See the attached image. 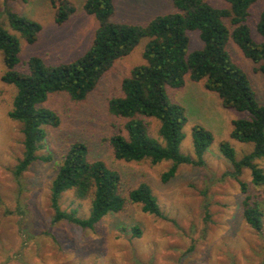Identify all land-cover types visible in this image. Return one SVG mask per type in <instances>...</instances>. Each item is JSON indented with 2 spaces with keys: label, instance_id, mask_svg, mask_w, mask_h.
Returning a JSON list of instances; mask_svg holds the SVG:
<instances>
[{
  "label": "rangeland",
  "instance_id": "1",
  "mask_svg": "<svg viewBox=\"0 0 264 264\" xmlns=\"http://www.w3.org/2000/svg\"><path fill=\"white\" fill-rule=\"evenodd\" d=\"M216 8H228L222 0H207ZM73 13L62 25L55 22L49 0H0V28L15 34L19 41L18 64L14 70L26 73L29 60L36 58L49 66L72 62L92 44L97 29L95 19L84 12V0H68ZM110 22L146 26L154 18L173 11L171 0H115ZM263 1L252 7L249 20L252 37L258 40L255 23ZM37 22L40 33L29 44L8 26L7 15ZM190 51L200 47L196 33H189ZM146 40L126 57L117 61L101 78L96 89L82 102H73L65 94L50 95L45 107L60 118L57 128H46V137L38 160L18 180L14 167L22 158L21 125L8 117L15 88L1 81L5 65L0 55V264H264V184L255 186L248 169L239 177L246 184V195L258 204L263 214L260 234L242 218L238 182L231 176L233 167L220 150L228 143L240 160L253 150L230 138L232 121L249 118L247 113L224 109L216 94L187 77L182 88H166V96L185 110L187 122L182 129L180 153L194 159L192 128L201 126L213 141L203 155V166L180 165L173 178L162 181L170 162L152 165L149 161L116 160L109 138L124 133V121L109 114V99L119 94L123 79L143 63ZM233 61L248 75L258 105H264V78L254 72L253 63L229 46ZM155 137L157 122L147 120ZM74 142L88 147V160L103 161L121 177L120 191L141 184L150 187L156 197L160 216L143 213L140 206L126 203L125 208L104 217L93 230L60 222L51 223L49 188L65 153ZM264 171V162L256 161ZM60 207L76 210L86 218L90 199L79 200L69 191L62 195ZM137 228L139 236H134Z\"/></svg>",
  "mask_w": 264,
  "mask_h": 264
},
{
  "label": "trees",
  "instance_id": "2",
  "mask_svg": "<svg viewBox=\"0 0 264 264\" xmlns=\"http://www.w3.org/2000/svg\"><path fill=\"white\" fill-rule=\"evenodd\" d=\"M115 0H84V12L97 23L93 41L87 51L72 62L49 66L40 59L28 61L26 73L14 70L18 64L19 41L15 34L0 28V55L5 65L1 81L15 88L8 117L21 125L22 158L14 167L19 180L24 172L41 159L37 153L47 135L46 128H57L59 116L44 105L50 95L65 94L73 102L84 101L113 65L129 55L146 40L143 63L123 79L119 94L108 101V112L124 121V133L113 134L109 146L118 161H149L152 165L170 162L162 181L173 178L180 165L203 166V155L213 141L212 134L201 126L192 128L194 159L180 153L182 129L187 122L184 108L169 101L166 88H182L187 77L193 83L217 95L224 109L247 113L249 118L233 120L230 138L252 144L251 153L240 160L234 149L221 142L219 150L232 167L231 176L238 182L242 201V218L258 234L263 227V214L258 204L246 195V184L239 177L248 169L255 186L264 184V105L257 104L248 75L236 64L229 52L235 47L255 66L254 72L264 78V6L255 23L258 40L251 34L249 20L252 7L264 0H222L228 8H216L207 0H171L173 11L154 18L146 26L110 22ZM219 1V0H218ZM221 1V0H220ZM219 1V2H220ZM55 22L66 23L73 13L68 0H49ZM9 28L33 44L40 25L15 13L7 15ZM189 33H196L200 47L190 51ZM147 120L156 121L155 137ZM88 147L74 142L68 148L49 188L52 224L65 222L83 230H93L107 215L121 212L127 202L139 205L143 213L160 216L156 197L150 187L141 184L123 195L121 177L103 161L88 160ZM71 191L79 200L90 199L86 218L76 210L60 207L63 194ZM134 236H139L137 228Z\"/></svg>",
  "mask_w": 264,
  "mask_h": 264
}]
</instances>
